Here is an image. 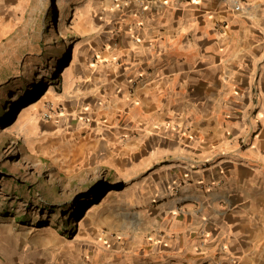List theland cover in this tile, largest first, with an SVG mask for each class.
Returning <instances> with one entry per match:
<instances>
[{
  "label": "crops",
  "instance_id": "obj_1",
  "mask_svg": "<svg viewBox=\"0 0 264 264\" xmlns=\"http://www.w3.org/2000/svg\"><path fill=\"white\" fill-rule=\"evenodd\" d=\"M43 1L0 0V40ZM78 1L66 145L129 183L74 232L8 215L0 264H264V0Z\"/></svg>",
  "mask_w": 264,
  "mask_h": 264
},
{
  "label": "rangeland",
  "instance_id": "obj_2",
  "mask_svg": "<svg viewBox=\"0 0 264 264\" xmlns=\"http://www.w3.org/2000/svg\"><path fill=\"white\" fill-rule=\"evenodd\" d=\"M82 3L44 0L29 31L19 26L0 40V221L22 213L28 216L23 217L28 220L23 225L30 227L28 223L37 218L50 216L46 207L73 200V209H56L57 216H63L66 228L73 232L101 213V196L115 189L124 193L129 183L123 178L119 181L117 171L109 172L102 166L93 150L69 155L66 145L68 134L62 126L67 97L63 84L80 36L75 19L66 17ZM27 20V15L22 17V22ZM92 125L74 139H83L86 134L94 138ZM45 198L50 206L43 203ZM78 200L85 204L78 205ZM68 212L69 216L77 215L69 217Z\"/></svg>",
  "mask_w": 264,
  "mask_h": 264
},
{
  "label": "trees",
  "instance_id": "obj_3",
  "mask_svg": "<svg viewBox=\"0 0 264 264\" xmlns=\"http://www.w3.org/2000/svg\"><path fill=\"white\" fill-rule=\"evenodd\" d=\"M90 196H92V194H90ZM43 203H45L46 205H48V206H50L51 204L45 199V200H43ZM84 202H83V200H78L77 201V204L78 205H81L82 206V204H83ZM85 204V203H84ZM40 208L42 209V207L40 206ZM46 209V212H48V213H56V209H54V208H50L49 207V209L46 207L45 208ZM71 209H73V207L71 208ZM82 210V209H81ZM80 210V211H81ZM68 216H69V212H68V214H67ZM75 215H77V214H71L69 217H73V216H75ZM78 215H79V213H78ZM75 231V229L73 230V232Z\"/></svg>",
  "mask_w": 264,
  "mask_h": 264
},
{
  "label": "built area",
  "instance_id": "obj_4",
  "mask_svg": "<svg viewBox=\"0 0 264 264\" xmlns=\"http://www.w3.org/2000/svg\"><path fill=\"white\" fill-rule=\"evenodd\" d=\"M236 8L240 9V5L236 4ZM248 139H249L248 137L241 138V145L244 146V147L248 146Z\"/></svg>",
  "mask_w": 264,
  "mask_h": 264
},
{
  "label": "bare ground",
  "instance_id": "obj_5",
  "mask_svg": "<svg viewBox=\"0 0 264 264\" xmlns=\"http://www.w3.org/2000/svg\"><path fill=\"white\" fill-rule=\"evenodd\" d=\"M76 12H77V11H76ZM76 12H75V13H76ZM67 19H69V16L66 17V20H67ZM47 95H48V93H46V95H44L42 98H44V97L47 96ZM39 102H40V101H37V102L33 103L32 105H30V107H27L25 110H28L29 108H31V107L37 105ZM25 110H24V111H25ZM90 211H91V209H90ZM90 211H89V212H90ZM89 212L87 213L86 217L88 216ZM86 217H85V218H86Z\"/></svg>",
  "mask_w": 264,
  "mask_h": 264
}]
</instances>
